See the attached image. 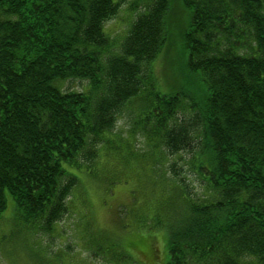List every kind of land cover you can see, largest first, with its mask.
<instances>
[{
    "label": "trees",
    "instance_id": "16d2710c",
    "mask_svg": "<svg viewBox=\"0 0 264 264\" xmlns=\"http://www.w3.org/2000/svg\"><path fill=\"white\" fill-rule=\"evenodd\" d=\"M174 1L133 2L142 6L113 41L104 23L121 0H0V224L9 235L53 233L98 147L122 144L111 132L134 103L138 130L165 154L188 155L212 194L192 195L170 165L169 206L178 205L165 215L163 264H264V0H179L180 48L201 89L167 94L151 65ZM76 80L82 89L67 88ZM146 239L106 251L128 261L124 248Z\"/></svg>",
    "mask_w": 264,
    "mask_h": 264
},
{
    "label": "rangeland",
    "instance_id": "374dc122",
    "mask_svg": "<svg viewBox=\"0 0 264 264\" xmlns=\"http://www.w3.org/2000/svg\"><path fill=\"white\" fill-rule=\"evenodd\" d=\"M136 1L121 0L117 13L105 21L104 30L113 41L120 40L129 29L142 6L139 2L134 7ZM184 13L179 0H175L168 13L167 41L151 65L158 89L167 94L181 87L188 92L201 89L180 48ZM176 82L181 83L180 87L173 86ZM66 86L80 90L84 83L68 81ZM136 110L134 103L121 109L111 135L123 139L122 144L108 142L98 147L94 173L79 174L77 187L68 200V211L53 233H28L21 239L8 234L7 223L0 224V237L6 235L4 238L9 239L0 243V264H163L164 225L171 220L165 215L176 211L178 205L169 206L174 198V181H178L170 165H176L178 178L192 195L203 199L212 194L191 171L188 155H167L138 130ZM152 224L158 227L149 228ZM148 236L152 238L150 247ZM140 238H147L139 245L146 248L134 252L124 248L132 256L128 261L118 260L115 253L106 251L118 240L128 247Z\"/></svg>",
    "mask_w": 264,
    "mask_h": 264
}]
</instances>
